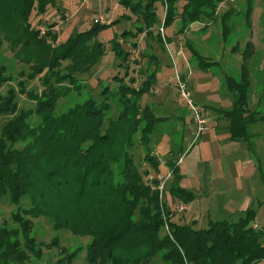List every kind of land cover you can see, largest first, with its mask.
<instances>
[{
  "label": "trees",
  "instance_id": "trees-1",
  "mask_svg": "<svg viewBox=\"0 0 264 264\" xmlns=\"http://www.w3.org/2000/svg\"><path fill=\"white\" fill-rule=\"evenodd\" d=\"M144 1L123 0L143 12L146 24L140 31L153 35L158 22L156 0H147L146 5ZM161 1L166 6L165 26L178 17L187 26L203 17L214 20L224 0H187L181 12L179 0ZM56 5L57 0H0V47L6 44L13 57L27 66V81L39 79L42 86L40 92L26 91L25 79L19 80L20 93L35 101L33 107H21L14 87L1 91L12 78L7 65L0 64V120L5 118L0 134V196H7L18 208L13 214L18 226H0V264H31L32 257L42 256L31 236L32 217L40 216L50 218L56 230L89 237L86 250L92 264H153L155 257L163 264L264 262V227L252 225L253 208L237 221L218 220L208 228L173 222V212L161 199V179L147 178L142 163L136 162L138 142L145 149L144 161L161 171V161L150 145L159 117L149 104L140 103L142 93L156 81L155 72L148 74L140 89L116 75V85L104 84L100 98L90 96L58 111L59 101L71 87L80 88L79 77L100 63L105 46L97 34L110 24L96 23L74 32L66 42L59 41L56 23L42 30L31 21L34 10L43 14ZM159 38L163 40L161 33ZM115 49L128 62L131 52L117 41ZM214 63L202 59L201 65ZM241 73V78L227 73L224 79L234 94L232 107L224 114L235 138L248 137L245 117L252 114L247 60ZM167 164L177 170L176 161ZM171 190L182 200L192 195L176 185ZM24 199L29 207H21Z\"/></svg>",
  "mask_w": 264,
  "mask_h": 264
},
{
  "label": "rangeland",
  "instance_id": "rangeland-1",
  "mask_svg": "<svg viewBox=\"0 0 264 264\" xmlns=\"http://www.w3.org/2000/svg\"><path fill=\"white\" fill-rule=\"evenodd\" d=\"M186 1L176 3L178 10L183 9ZM143 4L146 5L147 0ZM154 6L158 22L153 26V35L147 30L140 31L146 24L143 12L134 11L123 0H57V5L49 7L43 14L32 12L34 27L45 30L50 23L59 24L55 30L60 28L63 42L74 32L93 28L95 19L100 16H106L107 24H110L97 34L105 46L100 63L91 73L79 77L80 88L71 87L69 94L59 101L58 111H65L90 96L100 98L104 84L116 85V75L123 77L126 83L132 81L134 87L140 89L148 80V74L155 72L156 82L151 81L149 90L142 93L140 103L143 106L149 104L159 117L150 145L161 161V171L157 172L144 161L145 149L138 142L134 153L136 162L142 163V169L148 172L147 178H160L159 187L164 182L161 199L174 213L171 221L202 229L218 220L237 221L253 208L252 225L264 227V0L222 1L214 20L213 17L202 18V22L208 24L202 35L193 31L179 35L177 31L183 28L182 21L175 20L165 26L164 2L156 0ZM174 34L181 47L186 49L183 53L179 54L176 44L168 40ZM116 41L124 51L131 52L128 62L119 57ZM193 48L197 49V55L193 54ZM214 48L224 50L221 61L216 68L213 65V68H204L202 59L214 60ZM147 54H153L154 60ZM192 55L195 59L191 61ZM246 60L250 70L247 94L252 114L245 117L248 137L235 138L224 114L232 107L234 94L224 79L227 73L241 78L242 64ZM0 64L7 65V74L12 78L1 91L12 86L18 91L21 107H33L35 101L27 93H20L19 80L25 79L26 91L35 92L41 91L40 80H26L27 66L13 57L6 44L0 47ZM22 70L25 71L23 77L20 75ZM180 80L190 91L193 105L205 120L198 135L196 113L188 99L182 96ZM4 121L5 118L0 120V134ZM169 161L177 162V170L167 164ZM201 168L202 173L199 172ZM174 185L190 191L191 198L177 197L171 190ZM29 205L24 199L21 207ZM17 210L7 196H0V226L7 223L10 228L17 227L13 218ZM32 221L31 236L40 245L42 256L32 257L31 264H92L86 250L89 237L74 235L67 229L56 230L53 221L46 216L32 217ZM72 255L70 260L68 257ZM153 264L163 262L155 257Z\"/></svg>",
  "mask_w": 264,
  "mask_h": 264
},
{
  "label": "crops",
  "instance_id": "crops-1",
  "mask_svg": "<svg viewBox=\"0 0 264 264\" xmlns=\"http://www.w3.org/2000/svg\"><path fill=\"white\" fill-rule=\"evenodd\" d=\"M182 10L181 9H179V12H181ZM177 20H180V17H178L177 18ZM180 22V21H179ZM178 22V23H179ZM57 25H59V24H57ZM57 25L55 26V28L57 27ZM208 26V24H206V23H203L202 21H195V22H192V23H190V24H188L187 26H183V28H181V29H179V31H177V33L179 32V35L181 34V35H183L184 33H185V31H193V32H195V33H197V34H199V35H202V32H203V30L206 28ZM58 32H59V35H60V32H61V30H60V28L58 29ZM183 33V34H182ZM178 38H179V36H178ZM168 40H170V42L172 43H174V44H176L175 45V48H176V50H177V52L180 54L181 52L183 53L184 51H186V49L184 48V46L183 47H181V43H180V40L179 39H177V36H175V34H174V36L173 37H171V38H169L168 37ZM59 41H62L61 39H60V37H59ZM194 49V51H196L197 49L196 48H193ZM225 51H226V49H225ZM214 52H215V55H214V57H212V59L213 58H215L214 60H212V61H209V62H215L214 64H212L215 68H216V66L217 65H219V63H220V59H221V57H222V55H223V52H224V50L223 49H221V48H214ZM212 54V53H211ZM151 55H153V54H151ZM208 56H210V55H208ZM207 55H202V57H207V58H209ZM221 56V57H220ZM210 57V58H211ZM217 58V59H216ZM219 58V59H218ZM195 59V56H193L192 55V58H191V61L192 60H194ZM210 67V66H209ZM204 68H205V66H204ZM211 68H213L212 66H211ZM238 78V77H237ZM155 79H157V74H156V76H155ZM189 81H190V84H192V81H191V79H189ZM156 82V81H155ZM232 102H233V100H232ZM181 150H183L182 149V147H181ZM174 156V155H173ZM174 157H176V156H174ZM175 159V158H174ZM199 172L200 173H202V168L199 170ZM180 202H182V201H180ZM184 207V206H183ZM187 207V206H186ZM185 208V207H184ZM174 214V213H173Z\"/></svg>",
  "mask_w": 264,
  "mask_h": 264
},
{
  "label": "built area",
  "instance_id": "built-area-1",
  "mask_svg": "<svg viewBox=\"0 0 264 264\" xmlns=\"http://www.w3.org/2000/svg\"><path fill=\"white\" fill-rule=\"evenodd\" d=\"M95 22L98 23V24H105V23H108V19H107L106 16H100L99 18H96L95 19ZM179 86H180V89H181V92H182V96L185 97L186 99H188V104L195 110L196 117H197V122L199 123V131L197 132V135H198L199 132L203 128L202 124L205 123V120L201 117V114L199 113V110L196 109V107L193 105V102L190 99L191 93L187 89L186 85L183 82H181V80H180ZM168 175L170 177L171 176V173L168 172ZM162 180H163V178H162ZM159 188H160V190L162 189V191H163V189H164V182H163L162 187L160 186ZM166 228L169 231L168 226H166Z\"/></svg>",
  "mask_w": 264,
  "mask_h": 264
}]
</instances>
